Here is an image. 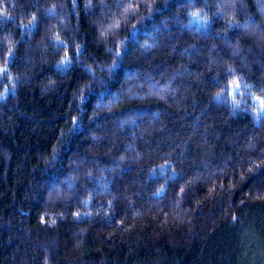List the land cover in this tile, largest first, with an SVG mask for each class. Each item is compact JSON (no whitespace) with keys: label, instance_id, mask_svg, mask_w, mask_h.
Segmentation results:
<instances>
[{"label":"trees","instance_id":"trees-1","mask_svg":"<svg viewBox=\"0 0 264 264\" xmlns=\"http://www.w3.org/2000/svg\"><path fill=\"white\" fill-rule=\"evenodd\" d=\"M0 264H264V0H0Z\"/></svg>","mask_w":264,"mask_h":264}]
</instances>
